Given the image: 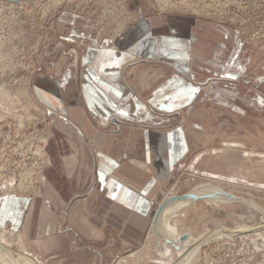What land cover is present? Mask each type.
Returning <instances> with one entry per match:
<instances>
[{
  "label": "rangeland",
  "instance_id": "rangeland-1",
  "mask_svg": "<svg viewBox=\"0 0 264 264\" xmlns=\"http://www.w3.org/2000/svg\"><path fill=\"white\" fill-rule=\"evenodd\" d=\"M167 15L211 21L237 32L250 58L241 82L257 85L264 95V0H0V232L12 235L8 245L14 254L26 249L37 264H159L155 260L162 259L160 251L171 248L173 260L161 264L176 263V248L164 243L161 234L157 237L152 226L138 248L108 235L98 242L83 241L70 231L67 201L87 191L94 180L93 165L81 153L89 144L66 119L44 106L33 88L39 76L60 77L75 51L86 54L79 41L85 33L77 30L80 22L90 25V38L101 44L120 37L141 17ZM208 115H190L196 128L192 151L156 209L168 195L205 183L264 209V121H251L264 115L237 122L219 106ZM208 121L211 140L201 142L202 125ZM229 142L242 146L228 144L234 147L228 149ZM8 198L19 199L13 200L19 207ZM172 216L200 239L210 236L190 264H264V216L247 204L200 200ZM22 221L27 226L17 225ZM241 223L247 232L216 237L215 230L232 231ZM14 227L22 228L28 245Z\"/></svg>",
  "mask_w": 264,
  "mask_h": 264
},
{
  "label": "crops",
  "instance_id": "crops-1",
  "mask_svg": "<svg viewBox=\"0 0 264 264\" xmlns=\"http://www.w3.org/2000/svg\"><path fill=\"white\" fill-rule=\"evenodd\" d=\"M89 28L77 25L85 31L79 41L86 54L75 51L60 77L39 76L33 88L40 102L89 144L81 153L93 165L94 180L67 201L70 231L83 241L108 235L138 248L162 195L192 151L196 128L190 115H210L219 106L237 122L249 121L251 115H264V95L257 85L241 82L250 58L229 26L183 15L141 17L120 37L101 44L90 38ZM259 118L251 121H264ZM202 127L200 141H210L212 125ZM5 200L19 207L13 203L19 199ZM21 227L14 228L28 245Z\"/></svg>",
  "mask_w": 264,
  "mask_h": 264
},
{
  "label": "bare ground",
  "instance_id": "bare-ground-1",
  "mask_svg": "<svg viewBox=\"0 0 264 264\" xmlns=\"http://www.w3.org/2000/svg\"><path fill=\"white\" fill-rule=\"evenodd\" d=\"M12 1L19 2L22 0H12ZM228 146H231V145H228ZM225 147L229 149H233L231 147H227V146ZM25 177H28V176H25ZM23 183H26L25 180ZM26 186H27V183L25 187ZM20 187H24V185L22 186L20 185ZM190 194L192 196L186 199L175 198V199L170 200L168 204L165 206V208L162 210V212L160 213V216L154 225H153V220H152V227L154 228V233L157 235V237H159V235L161 234L160 239H162L164 243H166L165 241L166 239L172 240L173 247L174 248L176 246L179 247V250L176 249L179 257L176 263L174 264H190L191 260L194 258L196 253H198V250L200 249V247L205 242H207V240L210 239L208 238L210 237L209 235L208 237H203L204 238V239L202 238L203 240L200 239L198 235H195L194 233H192V231H190L184 226L183 220H180L178 217L174 219L170 218V216L173 217L172 215L176 213V211L180 209H187V207H189L190 205L194 203L196 204V202L200 200H205V201H211L213 203L221 204V205L222 204H235V203L247 204L252 209H255L256 211L262 213V215L264 216V209L258 206L256 203H254L255 201L246 199L242 197L241 195L239 196V195L233 194L232 192L225 190L220 185H216L213 183L211 184L205 183L198 187L196 186V188L191 190ZM174 195L177 196V194H171V195H168V196L166 195V196L168 198L169 196H174ZM178 214L180 216V213ZM183 215L185 217L186 213H184ZM262 222H264V219ZM247 227L248 226L245 223H241V224H238L235 227V229L232 230V232L234 231L244 232V231H247ZM226 228L222 227L219 231L215 230V233H217L216 237L219 236V238H221L223 236H228V237L232 236V234L228 233L230 232L229 228L227 229ZM215 233H213L212 235L214 236ZM184 234H186V237L182 239ZM11 237L12 235L7 234L6 232L4 233L0 232V264H37L31 256L26 254L27 252L26 249L18 251L16 254L13 253L11 247L8 245V243H10L8 239H10ZM172 251H175V250H171V248H167L165 250L160 251V256L162 259L155 260V262L161 264L165 262L167 263V261L170 258H172L171 260H173V257H171ZM168 264H171V263L168 262Z\"/></svg>",
  "mask_w": 264,
  "mask_h": 264
},
{
  "label": "water",
  "instance_id": "water-1",
  "mask_svg": "<svg viewBox=\"0 0 264 264\" xmlns=\"http://www.w3.org/2000/svg\"><path fill=\"white\" fill-rule=\"evenodd\" d=\"M191 191L187 192V193H184V194H181V195H174V196H169L167 199H165L162 203H160V205L158 206L156 212H155V215H154V218H153V225L156 223V221L158 220L159 216H160V213L162 212V210L165 208V206L168 204V202L172 199H175V198H178V199H186L188 197H191L192 195L190 194ZM231 195V194H230ZM199 199V198H198ZM247 232V231H244V233ZM230 234L233 235V233L235 234L236 232H228ZM208 236V235H207ZM205 236V237H207ZM186 237V234L183 235L182 239H184ZM166 242H169L172 244V240H168L166 239L165 240ZM177 250H179V247L176 246L175 247Z\"/></svg>",
  "mask_w": 264,
  "mask_h": 264
},
{
  "label": "snow or ice",
  "instance_id": "snow-or-ice-1",
  "mask_svg": "<svg viewBox=\"0 0 264 264\" xmlns=\"http://www.w3.org/2000/svg\"><path fill=\"white\" fill-rule=\"evenodd\" d=\"M193 91H195V90L193 89ZM101 179H103V176H101Z\"/></svg>",
  "mask_w": 264,
  "mask_h": 264
}]
</instances>
